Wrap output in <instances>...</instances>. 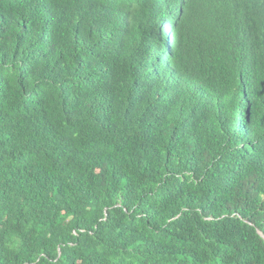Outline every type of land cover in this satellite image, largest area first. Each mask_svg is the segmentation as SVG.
I'll list each match as a JSON object with an SVG mask.
<instances>
[{
	"label": "trees",
	"instance_id": "trees-1",
	"mask_svg": "<svg viewBox=\"0 0 264 264\" xmlns=\"http://www.w3.org/2000/svg\"><path fill=\"white\" fill-rule=\"evenodd\" d=\"M0 264H264V0H0Z\"/></svg>",
	"mask_w": 264,
	"mask_h": 264
}]
</instances>
